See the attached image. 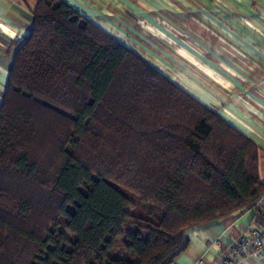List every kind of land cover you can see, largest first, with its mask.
Segmentation results:
<instances>
[{
	"label": "trees",
	"instance_id": "obj_1",
	"mask_svg": "<svg viewBox=\"0 0 264 264\" xmlns=\"http://www.w3.org/2000/svg\"><path fill=\"white\" fill-rule=\"evenodd\" d=\"M261 194L249 138L65 2H38L0 104V264H169L185 229Z\"/></svg>",
	"mask_w": 264,
	"mask_h": 264
},
{
	"label": "crops",
	"instance_id": "obj_2",
	"mask_svg": "<svg viewBox=\"0 0 264 264\" xmlns=\"http://www.w3.org/2000/svg\"><path fill=\"white\" fill-rule=\"evenodd\" d=\"M40 0H0V104ZM213 109L258 150L264 178V0H61ZM236 5V9L235 6ZM251 206L185 229L169 264H219L255 223ZM242 264H264V251Z\"/></svg>",
	"mask_w": 264,
	"mask_h": 264
},
{
	"label": "built area",
	"instance_id": "obj_3",
	"mask_svg": "<svg viewBox=\"0 0 264 264\" xmlns=\"http://www.w3.org/2000/svg\"><path fill=\"white\" fill-rule=\"evenodd\" d=\"M255 211V223L229 243L220 257L219 264H242L250 254L264 251V194L250 205Z\"/></svg>",
	"mask_w": 264,
	"mask_h": 264
},
{
	"label": "rangeland",
	"instance_id": "obj_4",
	"mask_svg": "<svg viewBox=\"0 0 264 264\" xmlns=\"http://www.w3.org/2000/svg\"><path fill=\"white\" fill-rule=\"evenodd\" d=\"M224 2H225L224 0H222V2L219 1V3L222 4V5H225ZM234 6H235V9H236V5H234ZM176 84H177V83H176ZM131 229H133V227H126V228H125V231H127V230H131Z\"/></svg>",
	"mask_w": 264,
	"mask_h": 264
}]
</instances>
